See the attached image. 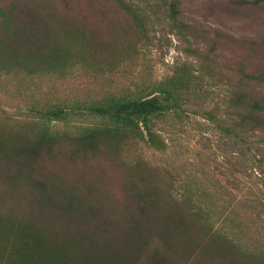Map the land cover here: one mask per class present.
<instances>
[{
	"label": "trees",
	"instance_id": "trees-1",
	"mask_svg": "<svg viewBox=\"0 0 264 264\" xmlns=\"http://www.w3.org/2000/svg\"><path fill=\"white\" fill-rule=\"evenodd\" d=\"M118 3L138 19L129 5ZM234 4L260 8L264 0ZM2 16L0 79L15 73L62 75L66 63L75 60L91 73L85 74L87 80L99 83L136 49L131 41L107 42L99 32L45 14L30 2L13 4ZM247 44L261 61L230 69L237 118L205 116L232 141L255 142L264 176V40ZM200 81L188 66L135 90H103L83 105L58 101L32 116H1L0 127L8 131L0 132V264H264V248L249 243L235 223L222 219L200 196L189 191L176 196L177 177L161 178L140 153L141 143L167 149L156 126L185 111ZM80 109L99 123L56 129ZM58 151L73 164L97 157L119 161L130 173L122 180L115 172L91 178L92 185L85 177L78 183L59 174L55 178L44 164L51 157L57 161ZM118 183L120 193L109 189Z\"/></svg>",
	"mask_w": 264,
	"mask_h": 264
},
{
	"label": "rangeland",
	"instance_id": "rangeland-1",
	"mask_svg": "<svg viewBox=\"0 0 264 264\" xmlns=\"http://www.w3.org/2000/svg\"><path fill=\"white\" fill-rule=\"evenodd\" d=\"M122 1L138 19L125 11L119 0H0V26L4 9L30 2L45 14L52 12L83 25L87 31L99 32L107 42L136 44L135 51L118 61L117 70L107 72L108 77L102 78L107 80L99 83L87 80L85 74L91 73L82 71L75 60L66 63L62 75H3L0 117L32 116L58 101L83 105L106 90H135L192 67L201 80L198 94L180 115H169L156 126L167 149L160 152L141 143L140 153L161 178L169 181L170 173L177 177L176 196L188 191L200 196L207 206L222 213V219L235 223L249 243L264 248V176L259 173L257 145L254 141H232L205 116L212 112L219 119L237 118L239 110L231 104L230 69L238 63L249 68L260 64L261 58L247 42L264 40V6L238 8L234 2L239 0ZM82 111L70 123L57 124L56 129L99 123ZM7 131L0 127V132ZM60 152L57 161L51 157L44 164V171L55 178L59 174L78 183L85 177L92 185L91 178L112 177L115 172L117 180H122L130 173L119 161L113 164L97 157L73 164ZM121 187L118 183L109 189L120 193Z\"/></svg>",
	"mask_w": 264,
	"mask_h": 264
}]
</instances>
